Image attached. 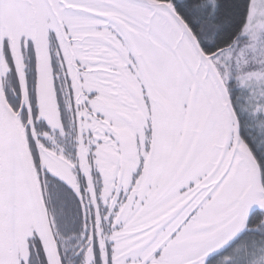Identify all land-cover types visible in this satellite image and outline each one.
<instances>
[{
  "label": "snow or ice",
  "instance_id": "snow-or-ice-1",
  "mask_svg": "<svg viewBox=\"0 0 264 264\" xmlns=\"http://www.w3.org/2000/svg\"><path fill=\"white\" fill-rule=\"evenodd\" d=\"M0 264H264V0H0Z\"/></svg>",
  "mask_w": 264,
  "mask_h": 264
}]
</instances>
